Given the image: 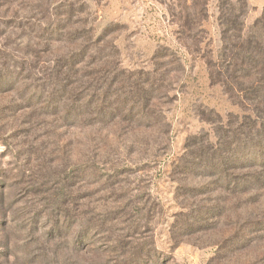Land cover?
<instances>
[{"label":"rangeland","instance_id":"obj_1","mask_svg":"<svg viewBox=\"0 0 264 264\" xmlns=\"http://www.w3.org/2000/svg\"><path fill=\"white\" fill-rule=\"evenodd\" d=\"M10 1V10L19 17L15 29L0 31V65L28 62L24 56L30 49L41 53L40 46L32 45L40 43L36 31L25 25L30 7L61 21L71 11L70 4L73 22L88 19L95 39L103 32L115 45L120 70L149 73L155 53L165 48L178 57L185 71L158 105L164 124L148 127L118 120L73 126L59 120L48 127V133L23 144L17 140L18 128L4 127L13 116L6 124L20 126L19 114L11 108L5 111L11 116L0 119V168L30 166L26 176L40 172L42 190L64 184L70 194L66 210L72 219L58 237L55 233L54 238H31L23 233L24 223L18 218L11 223L12 231L3 233L0 217V264H264V233L254 232L264 231V223L258 228L253 223L264 216V205L252 200L243 205L236 200L240 197L208 192L211 189L204 187L208 181L199 171L188 178L178 174L194 145L206 139L215 143L216 130H232L231 125L246 116L219 86L212 85L207 70V62L217 61L221 49L219 8L240 0H35L30 7L26 0ZM245 1L246 13L240 20L243 34L264 14V0ZM80 5L84 10L79 11ZM226 11L230 13V8ZM6 16L5 11L0 13V23ZM55 47L54 56L77 51L67 41ZM45 52L36 54L41 61L38 68L49 67L43 62L54 59ZM22 88L18 85L14 91L0 93V108L19 106ZM30 158L31 164L24 165ZM83 170L95 174L82 175ZM216 204L225 206L218 212L221 217L206 211ZM15 209L21 218V208ZM92 237L112 241L111 247L120 240L128 248L125 253L107 248L93 252L88 245Z\"/></svg>","mask_w":264,"mask_h":264},{"label":"trees","instance_id":"obj_2","mask_svg":"<svg viewBox=\"0 0 264 264\" xmlns=\"http://www.w3.org/2000/svg\"><path fill=\"white\" fill-rule=\"evenodd\" d=\"M26 1L29 7L35 2ZM11 5L10 0H0V13H7V20L1 19L0 31L17 27L19 16L10 10ZM30 8L25 25L32 33L36 31L40 43L32 45L40 46L38 49H42L41 53L30 49L24 56L28 62L0 65L2 95L16 90L18 85L23 87L19 94V106L3 104L5 106L0 108V119H7L6 116L10 113L5 111L10 110L9 108L19 114L17 117L20 126L6 124L7 120L16 117L13 116L5 121L4 127L9 131L18 128L17 140L20 143L45 135L49 131L48 127L59 120L61 123L68 121L73 126L77 123L86 126L109 121L118 123L120 120L122 123L150 127L164 122L158 105L161 99L168 98L167 93L174 85V80L185 71L174 53L165 48L158 50L153 57L154 67L149 73L126 72L118 68V51L114 44L108 43L103 32L95 39L88 19L78 18L73 22V5H68L71 11H66L61 21H54V16H42L34 7ZM79 8V11L84 10L85 6L80 5ZM228 8L230 13L226 11ZM246 9L245 0L238 1L234 6L228 3L220 6L221 49L217 61L211 59L207 62L212 85L219 86L224 95L242 109L246 116L233 123L232 130H216L215 143L206 139L204 144L194 145L195 151L189 152L186 163L183 162V170H178V174L182 178H188L187 175L199 171V176L202 174V179L208 181L204 185L206 189H211L208 192L219 191L227 196L240 197L236 200L243 205L252 200L255 205L260 206L264 205V14L243 34L240 20ZM29 36L30 34L27 37ZM61 41H67L77 51L54 56L55 46ZM44 52L50 53L51 56L47 57L54 59L43 62L49 67L38 68L41 64L38 57ZM165 59L170 61L164 62ZM37 75L42 78L38 79ZM7 86L11 90H4ZM26 94L29 96L26 97ZM33 99L36 101L32 104ZM48 117L56 118L47 122ZM18 154L20 155L19 150ZM30 164L31 158L24 165ZM177 166L179 165L176 164L175 167ZM30 169V166L19 170L0 168V217L4 221L3 233L12 231L11 223L18 218L24 223L22 231L26 236L54 238L53 235H59L61 229H68L72 219L70 212L66 210V199L70 194L65 190L64 184L60 186L59 183L53 190H42L41 182L37 179H43L42 175L38 172L26 176V172L31 173ZM88 173L95 174L93 170H83L82 175ZM69 178L73 179L74 175ZM62 183H65L64 179ZM57 188H61V191ZM14 194L17 195V200L11 201ZM9 203H13L11 208ZM46 204L48 206L45 208ZM16 206L21 208V218L17 215ZM224 209V205L216 204L206 211L215 212L217 217H221L218 212L222 213ZM261 217L253 222L256 228L264 223V216ZM203 219L206 223V218ZM211 219L208 218L209 221ZM42 220L47 224L43 225ZM246 227L249 229L250 224ZM84 231L86 236L90 234L88 228L85 227ZM254 232L264 233L260 230ZM109 243L112 241L108 239L100 242L92 237L88 240L93 252L107 248L125 253L128 248L120 240L117 246L111 247Z\"/></svg>","mask_w":264,"mask_h":264}]
</instances>
